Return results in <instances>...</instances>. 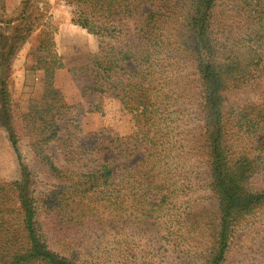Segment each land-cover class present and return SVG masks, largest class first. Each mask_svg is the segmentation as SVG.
<instances>
[{"label": "trees", "instance_id": "trees-1", "mask_svg": "<svg viewBox=\"0 0 264 264\" xmlns=\"http://www.w3.org/2000/svg\"><path fill=\"white\" fill-rule=\"evenodd\" d=\"M68 1L99 39L71 69L89 76L81 93L115 99L132 128L77 141L49 34L28 69H42V95L18 108L11 62L37 16L0 0V127L20 170L0 180V264H264V0ZM248 86H263L256 100L227 101ZM197 171L209 195L191 198Z\"/></svg>", "mask_w": 264, "mask_h": 264}, {"label": "rangeland", "instance_id": "rangeland-1", "mask_svg": "<svg viewBox=\"0 0 264 264\" xmlns=\"http://www.w3.org/2000/svg\"><path fill=\"white\" fill-rule=\"evenodd\" d=\"M4 2L6 11L12 12L20 5L21 0H4ZM26 9L30 12V17L37 16L36 29L30 33L11 62L8 81L13 103L24 110L31 99L41 97L43 71L28 69L34 63L32 52L40 38L49 34L53 40V49L63 63V68L55 72V86L60 89L69 104H80L76 109L81 113L79 117L81 132L76 135L77 141L91 144L96 141L97 135L107 137L108 132L128 134L131 131L132 122L129 116L120 110L118 102L112 97H99L97 93L89 91L82 94V87L88 83L89 76L83 74L73 76L71 73V69L83 67L89 62V59L97 52L99 44L97 36L74 22L76 7L68 0H29ZM262 89L263 86L231 89L225 96L230 103L243 104L256 100ZM97 106L101 109L100 112L95 109ZM69 116L70 114H67V117ZM62 122L61 125H64L65 121ZM20 149L24 162L38 170L37 161L26 140L20 141ZM51 150L55 157L59 156L55 144L51 145ZM141 155V151H138L130 159L135 161ZM102 156L107 157V150ZM198 173L193 174L196 179H193L195 187L191 198L209 195L208 189L204 186V175ZM19 175L16 154L8 140L7 132L0 127V180L11 181L19 178ZM45 189L46 185L39 183L38 192ZM159 260L163 263L156 264H174L172 262H175L165 256H161Z\"/></svg>", "mask_w": 264, "mask_h": 264}]
</instances>
